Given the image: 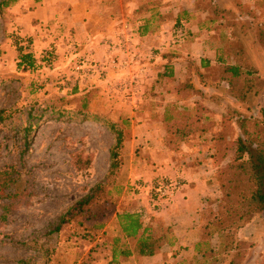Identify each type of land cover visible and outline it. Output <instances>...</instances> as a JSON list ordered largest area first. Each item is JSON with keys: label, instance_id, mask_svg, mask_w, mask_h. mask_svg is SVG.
<instances>
[{"label": "rangeland", "instance_id": "374dc122", "mask_svg": "<svg viewBox=\"0 0 264 264\" xmlns=\"http://www.w3.org/2000/svg\"><path fill=\"white\" fill-rule=\"evenodd\" d=\"M42 1L17 0L0 10V169L14 165L20 176L7 191L14 196L0 200V264H92L101 250L113 248L115 238L122 235L117 212L130 209H139L149 219L157 252L164 254L161 264H230L233 251H221L222 247L214 253L203 246L198 253V232L202 234L206 223L220 213L227 214V207L232 206L220 201L217 171L235 156L242 133L240 118L247 119L244 128L254 140L264 139L260 110L264 88H254L243 103L234 101L228 85L216 82L223 70L217 60L222 56L230 63L243 62L264 79L260 32L264 30V0H46L56 12L40 19L33 14ZM69 16L86 21L99 48L81 42L84 29L77 39L67 26ZM145 25L147 32H158L164 25L162 37L156 43L147 41L137 54L130 30L139 33ZM114 27L119 31L112 34ZM19 44L35 54L40 68L32 72L18 69ZM141 52L162 54L166 60L171 57L177 79L191 71L192 83L205 92L203 98L190 95L184 100L176 94L178 80L160 82L157 76L146 89L150 99L146 106L161 108L163 117L168 104L196 107L195 100H201L216 126L205 133L195 132L191 142H182L176 149L168 145L170 135L164 127H131L121 150L123 166L110 177L111 151L117 140L112 125L123 126L120 113L107 112L131 105L120 98V83L114 92L104 87L111 83L106 81L109 76H114L111 69L132 68ZM203 55L214 61L201 68L204 78L196 63H179ZM83 59L97 68L89 74L76 69ZM131 83L128 79L127 84ZM130 87L125 86L126 90ZM61 98L66 101L59 107L66 113L59 115L52 109ZM86 110L91 112L88 117L82 114ZM128 115L120 118L129 119ZM31 124L33 129L26 137ZM221 130L233 143L220 148L221 159L198 152L199 140ZM250 146L258 154L257 144ZM81 159L90 163L80 168L76 160ZM158 180L182 185L174 197L155 199ZM108 181L113 193L119 191L121 196L106 213L105 233L90 242L81 238L83 228L74 222L55 230L77 200ZM178 193L182 195L175 201ZM157 204L162 208L152 212ZM228 232L236 242H247L243 264H264V212H249ZM134 243L131 240L128 245ZM124 244L119 241V248ZM76 250L82 253L78 256Z\"/></svg>", "mask_w": 264, "mask_h": 264}, {"label": "trees", "instance_id": "16d2710c", "mask_svg": "<svg viewBox=\"0 0 264 264\" xmlns=\"http://www.w3.org/2000/svg\"><path fill=\"white\" fill-rule=\"evenodd\" d=\"M16 1L17 0H2L0 2V10L8 8ZM147 31V25H145L141 29L140 34L144 35ZM260 32L264 40V30ZM18 50L17 67L19 70L32 72L40 68V64L32 51L27 50V48L21 44H19ZM163 57L166 58L164 55ZM167 58L168 59H164V62L160 65L161 70L157 74V79L160 82L178 80L176 94L184 100L190 95H200L201 98L205 97L204 90L197 89L192 83L193 75L191 71H189V73L186 72L184 78L180 77V79H177L175 73L177 68L175 69L173 67L175 63L172 61L171 57ZM185 60L186 61L180 60L179 63L181 64L183 61L184 65H187V62L188 65L191 63L199 65L198 74L202 78H204L205 75L201 71V68H207L214 62L211 57L205 55L198 59L190 56L185 58ZM217 61L222 65L223 70H221L216 82H225L228 85V95L234 101L243 103L248 99V94L254 88H264V79L259 76L257 70L254 68L246 66L243 62H227L226 58L222 56H219ZM214 81L215 79L211 80V82ZM74 90L77 91V88H74ZM95 93L96 92L93 93V96ZM151 95H153V93H151ZM65 101L64 98H61V101H56L55 103H57V105H54L52 110L59 115L65 114L66 110L59 107V105ZM67 101L70 100L67 99ZM194 103H196V107L188 106V104L180 106L176 102L168 104L164 106V111L162 110L163 117H160L161 108H154L156 110L154 113L155 127H164L166 129L170 135L167 140L170 148L176 149L182 142H191L195 132L205 133L215 128L214 119L205 114L206 112H210V109L205 106L201 100H195ZM111 109L108 110L107 113H120V117L129 114L128 117H130L129 119L118 118V120L122 121L123 127L119 126L117 123L112 125V127L115 128L117 140L116 145L111 151L112 163L110 167V177H115L118 172H120L118 170L123 166L124 159L121 150L127 142L126 133L133 127V120L135 118L128 108L120 109L121 112H118V110L114 111L113 107ZM260 110L262 122H264V106ZM82 114L84 117H88L91 112L86 110ZM156 116L160 117V119L162 118V120L156 121ZM240 122L242 133L236 141L237 148L235 156L226 165L218 168L217 171V178L222 191L220 201L224 202L226 206L229 204L232 206L229 205L227 207V214L220 213L206 223L203 226L202 234L198 232V253L201 252L200 250L203 246L208 247L209 251L214 253L222 247L220 249L221 251H233L230 264H243V260L247 253L246 247L248 248V245L245 241L236 242L233 235L230 234L228 230L242 220L249 212H264V139L256 141L252 138L250 132L244 128L247 122L246 118H240ZM32 129V124L26 128V137H29ZM213 134L214 135L198 141V152L200 151L206 156H215L219 160L221 159L219 157L220 148L223 145L227 146L233 143L229 141L225 130ZM255 143L259 147L258 154H254L250 146ZM223 156H227L226 152ZM76 163H78V167L82 168L90 162L89 160L84 162L81 159L80 161L76 160ZM79 163H82V165ZM18 174L19 171L16 170L14 165H8L0 169V200L14 196V193L8 194L7 191L15 185L16 181L20 178ZM161 182L162 181L158 180L157 184ZM110 183L111 181H108L92 187L85 196L77 200L61 216L55 230L59 231L63 225L74 222L83 228L81 234L82 239L95 242L102 233H105V228L109 222V220L106 219V213L117 205L121 196L119 191H117L116 194L113 193ZM153 195L155 199L161 198L158 193ZM244 204H247L249 208H246ZM161 205L162 204L154 205L152 212L160 210L162 208ZM117 217L122 235H120L121 237L119 238H115L114 246L111 248L112 259L108 264H120V256L129 257L136 255L137 257H145L156 254L158 250L157 239L153 235L152 227L149 225V219L145 218L139 209H130L123 212L119 211L117 212ZM121 240H124L125 244L122 248H119L118 243ZM131 240L135 242L133 247L128 245Z\"/></svg>", "mask_w": 264, "mask_h": 264}, {"label": "crops", "instance_id": "0c3cea01", "mask_svg": "<svg viewBox=\"0 0 264 264\" xmlns=\"http://www.w3.org/2000/svg\"><path fill=\"white\" fill-rule=\"evenodd\" d=\"M38 6L35 9V13L33 15H36L34 17H38L40 19H48V14H54L56 12L55 7L45 1L38 2ZM49 12V13H45ZM37 22V20H35ZM164 24V23H162ZM165 24H167L165 22ZM68 28H70L72 31L75 32V36L77 39H80L81 32H79L81 29H84V37L82 38L81 42L88 44V47L91 49H97L100 45H97L96 42H93L94 40V34L91 32H88L86 29V21L83 19L74 18L73 16L68 17ZM164 25H161L158 32L149 31L145 33L144 35H141L140 32L137 33L135 30H130V39L133 40L134 44L136 46V49L141 50L140 46L142 47L144 44H147V41L155 42L159 40L162 36V27ZM114 31L112 34L119 31V28H112ZM129 31V30H128ZM134 31V32H133ZM134 37V38H133ZM129 38V36H127ZM135 49V50H136ZM136 50V51H137ZM139 50L136 52L139 54ZM146 50L144 51V53ZM148 55V57L146 56ZM125 59V58H123ZM164 62V57L161 55H154L151 52L148 54H143L142 52L135 60V66H132V68H128V66H124L121 68V66H117L114 69H111V71L114 72V76L107 79L106 81H110L108 85H105L104 88L110 89L109 92H114V90L117 88V84H121L119 88L123 89L122 93L120 92V89L118 90L120 93V98L124 100L126 103H130V109L129 111L132 113L133 117L135 118L133 120V127L140 128V129H151L155 128L154 124V113L155 109L152 106H146V103L150 101V99L147 98L148 92L146 89H148V85L154 81V79L157 77V74L160 72L161 68L160 65ZM115 67V66H114ZM158 70V71H157ZM128 73H131L129 76ZM127 75V76H126ZM136 75V76H135ZM128 79H131L134 83H131L130 85L127 84ZM105 82L100 83V85L106 84ZM125 86H131L128 90H126ZM123 95H129V96H122ZM119 96V95H118ZM117 98V97H115ZM119 98V97H118ZM119 107V106H115ZM123 107L121 108H114V111L121 112ZM121 109V110H120ZM136 141L137 137L134 138ZM139 142V141H137ZM160 171V170H159ZM157 172H153V175H155ZM161 173V172H160ZM158 174V173H157ZM153 177V176H151ZM182 194L177 195L175 201H179V198ZM178 203V202H177ZM177 205V204H176ZM178 206V205H177ZM103 245V244H102ZM106 246V245H105ZM104 247V245H103ZM105 248V247H104ZM78 251V250H76ZM82 253V251H78V256ZM100 257L97 259L98 261H94L92 264H108L109 261L112 259V250L108 248L101 250ZM161 256L163 257V252H156V254L152 256H145V257H137L136 255H132L129 257L120 256L119 261L120 264H161Z\"/></svg>", "mask_w": 264, "mask_h": 264}, {"label": "built area", "instance_id": "2783aa9c", "mask_svg": "<svg viewBox=\"0 0 264 264\" xmlns=\"http://www.w3.org/2000/svg\"><path fill=\"white\" fill-rule=\"evenodd\" d=\"M112 63L117 65V60H113ZM121 63L123 64V62ZM96 68L97 65L87 59L80 60L76 65V69L87 74L93 72ZM181 185L180 181L165 180L157 185V193L163 198L170 199L176 195Z\"/></svg>", "mask_w": 264, "mask_h": 264}]
</instances>
